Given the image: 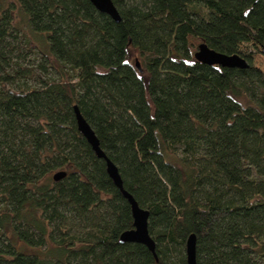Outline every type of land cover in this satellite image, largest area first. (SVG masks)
Here are the masks:
<instances>
[{
  "label": "trees",
  "instance_id": "trees-1",
  "mask_svg": "<svg viewBox=\"0 0 264 264\" xmlns=\"http://www.w3.org/2000/svg\"><path fill=\"white\" fill-rule=\"evenodd\" d=\"M112 2L119 20L90 0H0V264H187L191 234L196 264H264V0ZM202 42L248 66L196 60ZM74 106L149 212L155 254L119 240L130 204Z\"/></svg>",
  "mask_w": 264,
  "mask_h": 264
},
{
  "label": "water",
  "instance_id": "water-1",
  "mask_svg": "<svg viewBox=\"0 0 264 264\" xmlns=\"http://www.w3.org/2000/svg\"><path fill=\"white\" fill-rule=\"evenodd\" d=\"M93 5L100 11L109 14L115 20H119L118 12L112 2V0H90ZM194 58L202 63L209 65H218L222 67H238L246 68L248 66L246 60L238 54H224L208 47L205 43H199L197 50L194 53ZM136 68L141 71V67L138 61L135 62ZM74 113L77 123L78 130L86 138L88 143L91 145L95 154L103 158L106 163V170L109 177L113 180L114 184L118 187L122 195L128 200L131 213L133 217V228L124 231L120 234L119 240L121 242H138L145 244L148 249L155 254V243L148 232V215L149 212L141 208L135 201L133 196L127 192L122 184L121 177L118 173L117 167L114 163L106 156L99 146V141L95 135V132L91 126L87 123L84 117L81 115L77 106H74ZM66 175L65 171H57L53 174L55 181L63 178ZM186 255L187 264H196L195 260V235L191 234L188 236L186 241Z\"/></svg>",
  "mask_w": 264,
  "mask_h": 264
},
{
  "label": "rangeland",
  "instance_id": "rangeland-1",
  "mask_svg": "<svg viewBox=\"0 0 264 264\" xmlns=\"http://www.w3.org/2000/svg\"><path fill=\"white\" fill-rule=\"evenodd\" d=\"M14 24L15 27H17L19 33V44H22L23 53H26L27 55L26 59H33L32 61L36 64L40 59V52L44 50L42 41L28 29L21 15H19L17 12L14 13ZM132 61L133 63L136 61L139 62L136 55L132 57ZM252 62L255 66L259 67L261 70H264V57L261 55H255L253 56ZM35 72H38L37 68H35Z\"/></svg>",
  "mask_w": 264,
  "mask_h": 264
}]
</instances>
